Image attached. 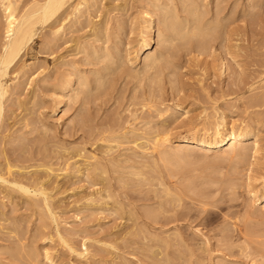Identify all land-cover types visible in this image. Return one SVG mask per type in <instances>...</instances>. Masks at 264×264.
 <instances>
[{
	"label": "rangeland",
	"instance_id": "obj_1",
	"mask_svg": "<svg viewBox=\"0 0 264 264\" xmlns=\"http://www.w3.org/2000/svg\"><path fill=\"white\" fill-rule=\"evenodd\" d=\"M67 7L5 78L0 175L37 184L48 206L0 183V264L264 261L263 203L247 188L264 181V0ZM215 124L248 132L258 153L236 163L185 147L165 162L153 147L158 134L176 146Z\"/></svg>",
	"mask_w": 264,
	"mask_h": 264
},
{
	"label": "bare ground",
	"instance_id": "obj_2",
	"mask_svg": "<svg viewBox=\"0 0 264 264\" xmlns=\"http://www.w3.org/2000/svg\"><path fill=\"white\" fill-rule=\"evenodd\" d=\"M70 1L71 0H31L30 5L26 9H24V11L22 10V12L18 13L17 7L19 6L18 2H20V0H0V7L4 14V23L2 22L3 24H1L0 18V28L4 26L3 29L5 39L0 49V114L2 109V100L7 93L5 78L8 74L9 68L15 63L18 57L22 55L24 50H26V48L33 42L38 27H42L46 24L53 25L61 17ZM78 6L79 4H77V6L73 8L72 12H77ZM172 23H169L171 26V31L174 32V34H177V36L183 41L186 40V33L184 32L185 35L183 33L181 34L183 30H181L180 32V29H178V26L180 25L178 23V25H176V22L173 24ZM61 28L62 27H57V30H55V32H59ZM153 28L154 27L152 26V21H148L147 36L146 39L142 41V48H144L146 51V54L143 58V66L147 68L150 64H154L157 59L152 57L151 52V44L155 42L152 38ZM194 29L196 30L197 27H195ZM159 34L157 35L156 43L160 39L161 35ZM196 35H198V33H196ZM128 56H130V53H128ZM248 137L249 134L245 130L236 129L234 127L226 129L223 125L215 124L210 129L201 130L192 134V136L188 135L187 137L181 138L176 146H172L170 142L171 138L169 139V136L167 134H158L154 139L153 147L154 149H159L161 158L165 162H169L170 160L172 161L173 159L178 160V154L181 151L186 150L185 147H195L204 152L222 151V154H225L226 157L231 159V161L235 160L236 163H241L246 160L247 150H251L253 156L256 155L259 151L256 141L251 142ZM224 147H226V149L223 150ZM10 173V169H8L7 175H11ZM7 177L5 175H0L1 185L16 188L20 193L26 195L27 197L39 196L41 197V202H43L44 206H48L46 198L47 194L45 195L43 190L38 187L37 184H35L34 186L27 185V187L24 186L25 184H21L20 181L16 182V180L14 179L10 181L9 179H7ZM250 179L251 177H248L247 188H249V193L252 194V202L254 204L255 202L262 201V208L264 209V181L262 184H260L261 189L256 190L252 185L253 182L252 184L250 183L251 180H254ZM260 264H264V261H262Z\"/></svg>",
	"mask_w": 264,
	"mask_h": 264
}]
</instances>
